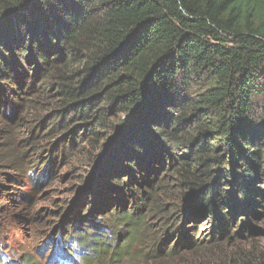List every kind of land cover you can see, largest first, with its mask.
Listing matches in <instances>:
<instances>
[{
    "label": "trees",
    "instance_id": "obj_1",
    "mask_svg": "<svg viewBox=\"0 0 264 264\" xmlns=\"http://www.w3.org/2000/svg\"><path fill=\"white\" fill-rule=\"evenodd\" d=\"M46 137L38 173L12 138ZM87 144L59 235L17 264H264V0H0V199L30 212Z\"/></svg>",
    "mask_w": 264,
    "mask_h": 264
},
{
    "label": "rangeland",
    "instance_id": "obj_2",
    "mask_svg": "<svg viewBox=\"0 0 264 264\" xmlns=\"http://www.w3.org/2000/svg\"><path fill=\"white\" fill-rule=\"evenodd\" d=\"M4 140H6V136H4ZM57 140L58 138L55 137L50 139L46 137L41 139L36 146L30 147L28 142L22 143L16 140V138H12V142H18L20 153L26 152L27 160L32 161L31 165L38 173H41L46 167L47 161L51 160L52 153L49 152V148L51 144L56 143ZM7 143H10L9 136H7ZM70 143L71 141L67 142L68 145ZM104 143H106V141H104ZM76 145L77 143L75 146ZM69 147H72V145H69L68 148ZM64 149L65 148H62V150ZM83 150L84 152L76 156L68 151L66 157L61 156L55 161V166L53 167L54 172L41 185V189L35 199V204L31 207L30 212H26L27 207L22 208V202H20L19 199L20 194L17 190L9 192L10 199H5L3 195L1 196L0 206H2L1 209H3L4 212L0 214L2 215L0 218V226L5 231L0 233V264H17L20 261V256L23 257L28 253L34 254L37 246L43 247L49 245V243H53L50 242V238L53 237L54 239L59 235V228L61 224L66 221L65 216L67 212L76 201L80 190L84 188L91 178L95 170L94 168H96L94 166L99 160L101 148L97 149L92 157H88V154H92L91 152L93 151L89 144H87ZM28 187H30V184H27L25 189L28 190ZM13 198L14 203L11 202ZM10 206L12 207L10 208ZM8 208L10 213H16L15 216L9 214L7 211ZM91 208H93V206ZM23 216L25 217L23 218ZM101 218H104V216H101ZM151 219L154 221V227L159 228V222H156L154 218ZM108 220L111 219L108 217ZM259 225L263 233L256 235L254 241L264 246V223H259ZM170 229L171 228L166 227L164 231L168 232ZM62 237H64V235ZM172 237L175 238L174 236ZM239 245L248 247V244L243 241L240 242ZM223 246L225 251L224 255L227 258H229V254L232 253L231 251L238 248V246H230L228 242ZM72 249V254L74 253V255H76L73 256L76 259V264L83 262L81 257H79L82 250L77 246H74ZM187 256H189L190 259H195L198 254L189 253ZM217 256L218 254L213 252V250L208 254L203 253L200 255L196 264H219L220 258ZM149 264L158 263L151 262Z\"/></svg>",
    "mask_w": 264,
    "mask_h": 264
}]
</instances>
